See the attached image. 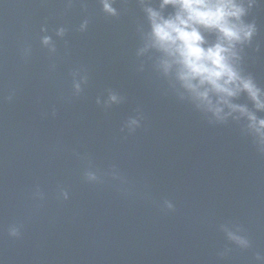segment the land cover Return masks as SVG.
<instances>
[{
  "label": "water",
  "instance_id": "1",
  "mask_svg": "<svg viewBox=\"0 0 264 264\" xmlns=\"http://www.w3.org/2000/svg\"><path fill=\"white\" fill-rule=\"evenodd\" d=\"M114 7L0 0V264H261L264 145L245 120L216 122L179 99L158 54L137 55L140 0ZM246 19L257 33L241 67L264 88V0ZM111 92L122 99L106 105ZM129 117L140 127L121 131Z\"/></svg>",
  "mask_w": 264,
  "mask_h": 264
},
{
  "label": "clouds",
  "instance_id": "2",
  "mask_svg": "<svg viewBox=\"0 0 264 264\" xmlns=\"http://www.w3.org/2000/svg\"><path fill=\"white\" fill-rule=\"evenodd\" d=\"M98 2L105 15L118 16L114 7L116 0ZM140 3L147 31L144 47L137 55L148 50L157 53L156 66L174 82L179 99L187 96L216 122H224L229 117L245 120L247 129L264 145V117L256 115L264 113V88L241 67L242 53L257 33L255 21L246 19L256 0H157L155 6L149 0H140ZM88 25L89 20L85 18L78 30L84 32ZM41 31L47 32V28L42 27ZM66 32L60 26L54 35L62 39ZM40 45L50 55L56 52L52 35H43ZM73 90L75 94L80 93L81 81L73 82ZM242 96L246 103L233 102ZM121 99L111 92L105 104ZM51 115H55L54 109ZM139 127L140 120L129 117L121 131L134 132ZM95 179L94 173H85L86 181ZM68 198L69 193L65 191L63 199ZM167 207L171 210L173 206L169 203ZM9 235L16 236V230H11ZM227 238L238 247H250L245 237L233 232H228ZM256 259L264 264V256L257 254Z\"/></svg>",
  "mask_w": 264,
  "mask_h": 264
}]
</instances>
